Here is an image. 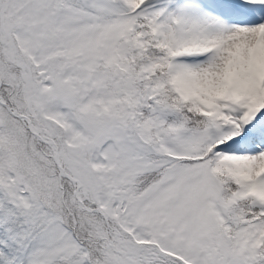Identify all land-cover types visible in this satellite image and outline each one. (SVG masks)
Listing matches in <instances>:
<instances>
[{
  "label": "snow or ice",
  "instance_id": "6c2138e0",
  "mask_svg": "<svg viewBox=\"0 0 264 264\" xmlns=\"http://www.w3.org/2000/svg\"><path fill=\"white\" fill-rule=\"evenodd\" d=\"M0 264H264V0H0Z\"/></svg>",
  "mask_w": 264,
  "mask_h": 264
}]
</instances>
